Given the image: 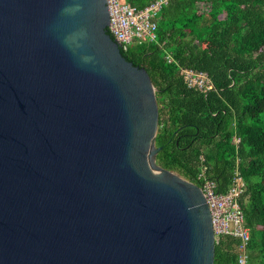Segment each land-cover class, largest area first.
Instances as JSON below:
<instances>
[{
  "label": "water",
  "instance_id": "1",
  "mask_svg": "<svg viewBox=\"0 0 264 264\" xmlns=\"http://www.w3.org/2000/svg\"><path fill=\"white\" fill-rule=\"evenodd\" d=\"M107 0H0V264H214L201 187L156 161L159 107Z\"/></svg>",
  "mask_w": 264,
  "mask_h": 264
},
{
  "label": "trees",
  "instance_id": "2",
  "mask_svg": "<svg viewBox=\"0 0 264 264\" xmlns=\"http://www.w3.org/2000/svg\"><path fill=\"white\" fill-rule=\"evenodd\" d=\"M156 22L155 41L121 49L156 88V161L199 186L205 170L220 192L241 175L251 234L246 264H264V0H169ZM185 68L207 72L213 89L189 86ZM238 246L222 237L214 264H239Z\"/></svg>",
  "mask_w": 264,
  "mask_h": 264
},
{
  "label": "built area",
  "instance_id": "3",
  "mask_svg": "<svg viewBox=\"0 0 264 264\" xmlns=\"http://www.w3.org/2000/svg\"><path fill=\"white\" fill-rule=\"evenodd\" d=\"M168 1L154 0L143 7H136L130 5L127 0H107L109 30L120 48L127 50L134 41H155L156 18ZM182 72L189 86L203 91L213 89V83L207 72L192 68H185ZM238 141L239 137H235V142ZM200 178L202 179L200 187L211 212L216 244L225 236L239 239V264H246L251 234L240 203V196L245 189L243 178L236 173L232 185L225 192L218 191L217 182L208 178L205 170L201 172Z\"/></svg>",
  "mask_w": 264,
  "mask_h": 264
}]
</instances>
